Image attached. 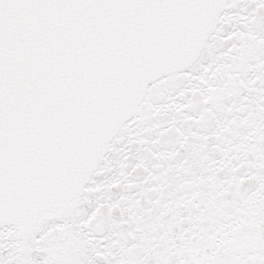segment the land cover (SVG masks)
<instances>
[{"label": "snow or ice", "instance_id": "1", "mask_svg": "<svg viewBox=\"0 0 264 264\" xmlns=\"http://www.w3.org/2000/svg\"><path fill=\"white\" fill-rule=\"evenodd\" d=\"M0 264H264V0H0Z\"/></svg>", "mask_w": 264, "mask_h": 264}]
</instances>
